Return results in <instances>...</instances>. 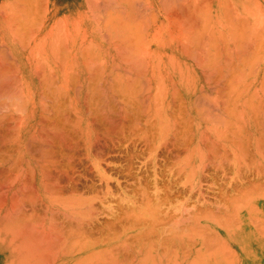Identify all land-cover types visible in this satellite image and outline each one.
<instances>
[{"label": "rangeland", "instance_id": "1", "mask_svg": "<svg viewBox=\"0 0 264 264\" xmlns=\"http://www.w3.org/2000/svg\"><path fill=\"white\" fill-rule=\"evenodd\" d=\"M46 1L47 0H40V2H43V3H41V5H40L39 0L37 2L38 4L36 3V5H38L36 8L41 7L39 9H37V12H38V10L40 12H38V15L36 14V17L39 16L41 12H43V14L41 13V15H40V16L43 15V19H42V17H40V18L37 17L36 18V21H39V20L40 21L42 20V21L41 22L39 21L41 23V24H39V26H40L39 28H38V24H37L39 22H36V24H37V26L35 27L36 40H35V44L33 46L34 48L31 47L33 50L31 48L29 49V51H28V48H26V49L24 48L25 49L24 50V49H22V47L21 48L18 47L19 50L17 48L15 50H12L10 48L12 50V52H13L12 55H17L18 57H23L24 56V57H28V58H31V59H33V57L35 55L34 60H36L37 57L40 54H42V56L43 55L46 56L45 55L46 51L49 50L47 45L48 44L51 45L52 40H49V41L48 40H44V38H42V36L44 35V37H47L46 35H48V34L45 35V32H51L52 35L49 34L48 36H52V39L54 40L55 37L53 38V36H56L57 33H60V32H57V28L58 27H54L56 30H53L54 28L49 23V17H47L48 16V11H46V8L44 7V6L47 5ZM240 1L243 3V5H246V3H247L248 7L252 8L251 9L252 11L253 10L254 11L255 10L258 11L255 7L252 6L253 5V0H240ZM231 2H233V3L234 2H238V0H236V1L235 0H231ZM248 7H247V9H249ZM43 8H45V11L43 10ZM102 11H101V13H103V14H101V15H102V17H105V18L101 19L102 17L101 18L98 17L99 19L97 21L100 20L99 21L100 25H103L102 22H104V21L106 22L107 18L110 17V16L107 17L108 15H105L106 13L102 12ZM252 11L249 13L248 10H247L248 13L247 12L246 13L248 15H251V14L254 15V13ZM243 14L247 15L244 12H243ZM60 17H61V15H57V21L61 19ZM253 17H255V16H253ZM73 21H72V23H70V22H68V24H65V23L64 24H60L59 23L58 25H62L63 28H64V29L63 28L62 29L64 30L65 33H68V34L71 33V34L75 35V34H77L78 31H79V33H81L83 30H85L80 25L79 26L81 27V29L79 28V26H77L75 24L76 22H77V24L79 23L76 19H75L74 22ZM105 22H104V24H105ZM95 23H97V22H95ZM50 27L53 28L52 29L53 32L51 31ZM71 27L73 28L72 31L74 33L72 31L70 32V30H71L70 28ZM59 28H60V30H62L61 26H59ZM68 28H69V32H68ZM76 28H77V31L75 30ZM60 30H58V31H60ZM61 36H63V35H61ZM41 38L45 42V45H44L43 42L41 43V40H42ZM47 38H49V37H47ZM47 38H45V39H47ZM49 39H51V37ZM61 39H62V37H61ZM38 41H40L41 47L43 46L42 48H44L43 49L44 53H41V51H40L41 48L38 49L39 46L37 47V45H36L37 43L39 44ZM56 43H57V41H56ZM50 45H48V46H50ZM44 46L46 47V50H45ZM34 49H35L36 53H38L37 52V50H38L39 54L36 55ZM50 49H51V47H50ZM11 50L10 51L8 50V51L11 52ZM31 50L33 52H31ZM49 51H51V50H49ZM30 52H31V54L34 53V55H29ZM42 56H41V59L43 61L48 58V56H47V58L45 57V59H44V56H43V58H42ZM38 58L39 59H37V60H40V56ZM249 68H246L247 72L246 71L244 72V76H243L242 73H240V75H238L237 80H236L237 85L238 84L240 85V82H241V86H242V81L244 82L242 87L239 86V85H238V87H236L237 89L241 87L240 89H238V91L240 90V96L238 95L240 98L239 97H238V99L235 98V95L231 91H229L230 89H228L227 93L230 92V93H232V95L231 96H227L229 94L226 93V96H224V97L222 96L224 98V99L222 98V100H219V99H221V97L216 95V96H218L217 100H219V101H217L215 98H213V97H216L215 94H210V95H213L212 99L213 100L215 99L219 104H217L216 101H215L216 103L213 102V103H215V104H213L211 102V100L207 102V100H205V99H203V104H202V105H205V104L209 103L208 105H205L204 108L207 109V108H209L207 106L211 105L210 106L211 107L210 110H212L213 107L217 104V107L216 106L215 107H216V110L219 111L220 108H221L220 107V105H221L220 103L223 102L224 103L223 105H225V104L230 103V101H229L230 99H231V103L234 100V98H235V100L237 99L236 101L234 100L233 104L234 103L236 104V102L238 101L239 105L237 104V105H235L236 106L235 107L233 104L230 103L229 104L230 105L229 106L230 107L229 110H230V116L232 115L231 109H233L231 107H234L233 110L235 112L234 111L233 112L236 114V117H237V114H239L237 118L240 117L239 121H238L239 124H241L240 128H238L239 125H238V122H236L237 124H233V129H232V126H230L231 128H228L229 131L227 129V127H229V126H226V129H227V131H226V129L224 127V124L227 125V122L223 121V124H221L222 120L220 119V117L222 118L224 116L226 119H227V117L231 118V119L228 118L229 119L228 121H230L231 124L233 123V120H235V118H234L235 115L234 114H233L234 116L232 115L233 118H234L233 119L232 116L231 117L229 116V112L227 110H226L227 112L224 111V110H222V111L220 110L219 111V112H221V114H224V113L226 114V115H223V116L221 115L219 117L218 120H220V122H221L220 125L218 123L219 121L216 122V120H217L216 118L218 116L215 115V117H213V116L210 115V112H212L213 110L212 111H210V110L207 111L206 110V112L203 111L204 114L206 113L205 116H204L206 121L203 120L204 118H202V119L199 118V116L202 114V111L201 110L199 111V108L198 109L196 108V110L198 111L197 113L195 112L196 110H194V112L191 113L192 114L191 116H193L192 117L193 120H191V121H193V122L191 123L192 126L190 125L189 128L192 127V130L194 128V130L197 129V130H199V133H202V136H200V135L197 136L198 138H196V142L194 140H192V144H190V150H191L192 146H194L193 150L190 151V152L194 151V153H191V154H194L193 156L191 154L188 155L187 154V149H184L185 148V145H184L185 143L182 144V142H184L185 139H184V137L182 135L183 134L182 131H181V136L183 137V139L182 138L178 139L179 146H175L177 144V143L175 144V142H176L175 139H174L175 142H174V140H173V142L170 141L171 136L173 137V133L177 132V131H174L175 129L178 130V128H181V130H183V132L185 130L184 125H185L186 122H185L184 118L182 117V114H184V116L186 115L185 114L186 113L185 112L186 111V109H185V105L186 104L183 103V102H184V99H185V101L187 99L184 96V94L182 95V92L180 90L181 88L179 86H178V90H176V91H178L177 95H176L177 97H174V100H172L173 98L171 97L169 100H172V104H173V103L177 102L176 99H178L179 97L182 96L181 99L183 101L180 100L179 103L177 102L178 104H182L183 103L182 105H180L181 109L179 108V105L177 106V103H176L175 106L173 104L174 108L177 106L176 109L173 108V110H172V112L174 111L173 112L174 114L171 115L172 112L170 111L171 113L168 112L171 115L170 116L168 113L165 112V114L167 116H169L170 120L168 119L167 116L166 117L164 116L165 119H168V121L164 120V121H167V122H165L166 126H167L168 122H169V127L171 126L169 132L167 131L169 129H166L165 132H163L164 129L161 130L164 133L165 138H167V139H165L164 136L163 137L160 136V130L158 131V129H160L161 127L157 129V125H159V123L155 124L157 122V121H155V119L159 118L160 116L157 117V115H156L157 113L156 114L154 113V115H156V118H153L154 116L152 118L150 117L152 119L150 121L149 118L147 119L145 114L143 115L144 109L143 108H142L143 110L141 109V105L138 104V106H137L136 103H135L136 106L134 104H132V109L130 108V110H132V112L131 111L129 112V114L131 113L130 116H132V114H133V117H132L133 119L130 116H127L128 118H130V119H128L126 117L128 119L127 121L129 123L126 122V120L124 119L125 120L124 121L125 125H126V123H127V125L134 123V125L132 124L131 127H130V125L128 127L126 125V127L124 128V131H127L126 133L123 132L126 136H123L124 134L122 135L120 130L119 131L115 130V131H118L120 133L115 132L113 134L111 133V135L108 136L105 133L106 129H105V127L102 124H99V128L101 127L103 130L98 128V124H97V126L95 125L96 126L95 127L94 124H96V123H94L93 124L94 134L92 136H90V135L88 136L87 131H86V134H87V137H86V135H85L86 128H84V125H83L82 122L79 123L80 114L78 112H76L75 110H73L74 108L72 109V108L69 107V106H71L70 103H68L70 101L69 98L67 100L63 98V102H64L63 105L65 107H67V105H69L68 106L69 108L68 107L65 108L63 106L66 110L67 109L69 110V111L67 110V112H66L63 109V115L66 116V118L64 116L63 119L65 120V119L68 118L67 120L69 122L70 118L72 119L74 117L70 121L69 124L66 123V125H64V126H68V127L71 126L70 128L72 130L70 128H69V130H67L68 127H64V126H63V128H65V129H63V130H67L68 132L70 131L69 139L72 141L73 144L71 143V141H70V143L69 142L67 143V145L69 144L68 146H72V148H70V147L67 148V145L63 144L64 145L63 148L64 149L66 148L65 150H62L59 147L56 148L57 146L54 145V147H55L54 149H56L57 152H56V150H54V152H56V153L53 152V155L56 158V154H57V162H58V160L60 162H62V163H57V164H53L52 165L53 168H55V166L57 167L55 169H52L53 174H54L52 176H54V177L56 175L58 176V177H55L56 180H51L52 178L54 179V177H52V176H51L50 179L49 178H45L48 181V183H46L48 185V187H49L48 188L46 186V184H44L45 182L42 183V179H40V180L38 179L37 182H36V180H34V182L32 180H29L30 177H31V176L29 177V175H23V178L24 177L25 178H29V179H27V181L28 180L29 181L26 182L27 185H24L25 182L23 183L21 181L15 183L14 179H13L15 177H12V176H14V174L11 175L12 173L9 176L5 174V178L3 176V179H1L0 185L2 187L0 186V196L1 195L2 196L0 197V202L1 201L2 202L0 203V215L3 214L4 216H6L5 217L6 219L5 218L0 219V227H1L0 228V264H20L21 262H23L22 264H24V262H25V264L28 263V262H30V263L32 262V264H34L36 262H34L33 259L37 260V259H39L41 257H42L41 258V262L39 264H44V263L45 264H49V263L50 264H72L73 263L74 264V262H76V260L77 261L80 260V258L82 256H84V255L86 256V254L91 252L92 250H94L96 252V254L94 255L95 257L91 256V257H94L95 259L94 258L89 259L90 258L89 255H93V253H94L93 252V253L87 254L88 255L86 257L87 259L83 258V260H80L79 261L80 263L79 262L78 263L79 264H117V263L118 264H142L143 262L146 261V263H143V264H154V262L157 261V264H164L165 260H167V261L170 260V261H168L169 264H179V263L180 264H189V262L192 259V257H195L194 263L192 261V264H198V263H200L198 261H200L201 258L204 256L203 257L204 263L202 261L203 264H264V143L262 145H260L262 142H264V140H262L259 144H258V142H259L258 141L256 143V145H255V142H254L255 139L253 138V136H251V133H250V131L252 132V126L254 125V123L257 124V125L255 124V125L257 126L258 131H260L259 125L262 124V127H263L264 110L262 112L261 111L262 109L260 107H263V109H264V95H263L264 91H262V90H264V85H262V84H261V86L259 85L260 84L259 82H261V81H259L257 78L255 80L254 73H253L252 69L250 68L251 70H249ZM237 71H239V69ZM249 72H251V73L249 74ZM246 73H248V75ZM246 75L248 77L245 78ZM239 76H242V77L240 78ZM238 79H240V80L243 79V80L240 81ZM248 80H250L251 83H249ZM261 83H263V82H261ZM244 84H251V85L249 87V85L248 86L247 85L244 86ZM254 87H256V88L254 90H252ZM236 88L234 89L235 90L234 93H236V91H237ZM244 88H245V90H244ZM241 89L244 91L243 95H241V91H242ZM256 92H257L258 95L260 94L259 96L261 98H258L259 96L256 94ZM178 95H179V97H178ZM207 96L209 97V95H207ZM256 96H258V97H256ZM159 97H160V95H159ZM183 97H184V99H183ZM236 97H237V95H236ZM245 97H249V98L246 99ZM142 98L143 97L140 96V100ZM161 98L163 99L164 95H162ZM161 98H159L158 100L160 101ZM256 98H257V100H256ZM250 99H252V100H250ZM158 100H157V102H158ZM175 100H176V102H173ZM224 100L226 101V103H225ZM242 100H243V102H242ZM201 101H202V99H201ZM227 101H229V102H227ZM262 102H263V104H260ZM159 103H158L159 110L161 109L160 111L164 112V109L160 108V105H162L164 102H161L160 104ZM199 103L201 105V102H199ZM252 103H254V104H252ZM155 104L156 103H154V106H155ZM255 105H257V106H255ZM163 106H164V104H163ZM249 106H250V108L251 107H255V108H251L250 109ZM137 107H138V109H141L143 111V113L142 112L140 113V116L142 114L143 117L141 116V118H142L141 119L140 116H139L140 119H138L137 116L139 115L138 114L139 112L138 113L135 112V114H138L136 116L137 121H135L136 118L134 117L135 114L133 112L136 110ZM156 107H158L157 104L154 107V109ZM201 107L202 106H200V108ZM237 108H238V111H236ZM244 108H245V110H243ZM176 110L178 111V113L182 112V111H184V112L183 113H179V115H176L177 114V113H175ZM216 110L213 111L212 113H214V112L217 113ZM239 110H242L244 112L239 111ZM250 110H251V112H250ZM64 111H65L66 114L69 112L68 116L66 114H64ZM160 111H159V113H160ZM253 111L256 112V113H254ZM258 111H259V114H258ZM5 112H8V111H3V113H5ZM17 112H15V117H17L16 115H19V118H20V114L24 115V112L20 111V109H19L20 113H17ZM73 112L74 113L76 112V113L74 114ZM8 113H10V112H8ZM198 113H200V115ZM216 113H214V114H216ZM241 113H244V115L241 114ZM250 113H252L253 115L256 116V117L254 116V118H256L255 120L252 119L253 116ZM78 114H79V116L77 118H79V121H77V118H75L76 117L75 115H78ZM197 114H198V117H195ZM240 114L243 115L242 117H244V120H242L243 118H241ZM173 115L177 116V118L174 117V119H176L177 122H178V119H179L178 117L180 116L179 123H180V120L182 119L181 120L182 123H180V124H181V126L183 125V128L180 127V124H179V127L176 128L178 123L176 125V122L173 119ZM186 116H185V119H187ZM206 116L208 118H206ZM200 117H202V116H200ZM197 118L200 119V120H198ZM248 118H249V120H248ZM75 119H76L77 122L75 121ZM119 119H121V118H119V116H116V121L118 120L120 122ZM163 119L164 118H162V121H163ZM207 119H208V121H207ZM257 119H259V120H257ZM67 120H65V121L67 122ZM73 120H74V122H73ZM139 120H140L141 123L138 122ZM145 120H146V122H145ZM172 120H174V124L175 125L173 124ZM183 120H184L185 123L183 122ZM253 120L256 121V122H254ZM118 121H117V123H118ZM121 121H122V119H121ZM149 121H150V123H152L151 125L153 126V128L156 127V128H154V130H156V132L154 130H152L153 129L152 126L149 127V125H150V123H148ZM137 122L140 123V124H138ZM153 122H154V124H153ZM243 122L244 123L246 122L245 123L246 125ZM117 123L115 122V124H117ZM135 123H137L138 125L135 124ZM145 123H147V125L148 124L149 125L146 126ZM63 124H65V122ZM73 124L75 126H73ZM135 125H136L135 130H132V129H134L132 126H135ZM198 125H200V126H198ZM80 126H82V128H83V134L81 132L82 128H80ZM117 126H120V125H117ZM117 126H115L113 129H117L118 128ZM216 126H217V128H216ZM243 126H244V128H243ZM148 127L151 129V132L158 133V134H153L155 136L154 140H153L155 143L151 141V139H153V138H151V137H153V135L150 132V129ZM162 127L163 128L165 127L164 123H163ZM207 127H209V128H207ZM210 127H212V128H210ZM246 127H247V129H245ZM262 127H261V129H262ZM128 128L131 129L129 132H128ZM219 128H221V130ZM223 129L226 131V134L230 135V136L228 135L229 137L227 136V139L229 138L228 140L226 138H224V139L223 138H221V139L219 138L221 135L225 134V131ZM230 129H231V133H230ZM96 130L97 131L99 130L98 132L102 136V138H100V135L98 137V138H100L99 140L102 143H103L102 140H104L103 135H104L105 138L108 137V140H107V138H106V140H104V142L106 141V143L109 142L111 136H113V139L111 138V141L107 145L103 143L102 146H101V143H99L100 148H99L98 142H97L99 140H95L96 144L94 142L95 145H93L92 140L94 141V136L98 133ZM201 130H203V132ZM204 130H206V131H204ZM222 130H223V132H222ZM233 130L235 132H233ZM244 130H246V131H244ZM217 131L222 132V134L220 132H217ZM236 131H238V133H240L239 136H237V135L235 136L233 134V133H236ZM63 132H65V131H63ZM146 132H147V134H146ZM162 132H161V135H163ZM166 132H168L167 135H166ZM204 132L207 134V135L205 134L207 136V139L204 140V138H203L202 142H199L198 139L201 138V137H204L203 136ZM216 132L218 133V136H217ZM214 133H216V134H214ZM219 133L221 134L220 136H219ZM238 133H236V134H238ZM241 133L244 134V135H241ZM115 134H117V135H115ZM127 135H129V139L127 138ZM187 136H185V137H187ZM189 136L191 137V135H189ZM78 137H80L82 140L80 138H78ZM119 137H120L121 140H117V139H119ZM148 137L150 138L149 139L150 141H148ZM161 137L164 138L163 141L161 140L162 139ZM223 137H226V135L223 136ZM236 137H238V140H237ZM240 137H241V139H240ZM246 137H247L248 140L246 139ZM13 139L15 141H13ZM64 139H66V137ZM89 139H90V141H88ZM180 139H181L182 142L180 141ZM11 140H12V142H14V146H15V143L17 142L16 139H15V135H14V137ZM164 140L166 141V143L168 141V143L166 144L164 142ZM232 140L234 142L237 140L238 144H236V142L234 144H232L233 143ZM112 141H114V142H112ZM203 141H204V143H203ZM207 141H209V142H207ZM239 141H241V142H239ZM148 142H152V143H148ZM161 142H163L164 144H162ZM210 142H213V143L211 144ZM242 142H243V149H242ZM153 143H154V146L156 145L155 148L152 146ZM173 143L175 145H173ZM228 143H229L230 147H229ZM240 143H241V147H239ZM88 144H90V147H89ZM214 144H216V145H214ZM180 145H181V147H180ZM198 145H200V146H198ZM73 146H74V148H73ZM94 146L99 149L97 151V153L99 152L100 156H103V157H98L99 153L96 154V150L97 149ZM214 146H216V147H214ZM221 146L224 147V148H222ZM225 146H226V148H225ZM149 147H151V148H149ZM198 147H199V150L197 149ZM231 147H232V149H231ZM214 148H216V149H214ZM238 148H240V150H238ZM59 151H61V155L62 156L59 155L60 154ZM94 151H95V153H94ZM239 151H240V153H238ZM62 152H65V154L62 153ZM220 152H222L223 154H221ZM198 153H199L200 157L198 156ZM216 153H218L220 156L218 154H216ZM214 154H216L217 156L214 155ZM184 155H186V156L188 155L189 156V158H188L189 160L185 161V163L186 162L187 163L190 162L189 165H187V163L185 164L187 166L184 165V160L185 159H182V158H185ZM59 156H61V157H59ZM190 156H192V159H191ZM215 157H217V158H215ZM101 160H103V161H101ZM182 160H183V162H182ZM200 162L203 163V164H201ZM181 165H183L184 168H183V166L181 167ZM192 165L193 166L195 165V166L193 167ZM190 167H193V168L191 169V172L189 174L188 171H189ZM61 168H63V169H61ZM181 168H182V170L186 169L185 172L182 171V170H179ZM104 169H106V170H104ZM57 172L58 173L60 172V173L58 174ZM62 172H63V174H61ZM102 173H104V174H102ZM179 176H181L182 178H179ZM102 177H103V179H102ZM40 178H43V177H40ZM189 179H190V181H189ZM50 180L54 181L55 183L54 182L49 183ZM2 183H4V185H2ZM30 183L31 184L33 183V184L30 186ZM40 183H42V184H40ZM54 185H56V186L54 187ZM43 186H44V188H43ZM16 187L19 188L21 193L19 191H17L18 189ZM29 187H30L31 190L29 189ZM2 188H3L4 191H1ZM33 188H34V193H33ZM44 189H46V190H44ZM50 190H53L54 192L53 191L50 192ZM30 191L33 193V195L32 194L30 195V193H29ZM144 191L147 192L148 194L145 193ZM249 191H250V194H249ZM4 192L6 193V195L5 194H1V193H4ZM12 192H13V194H11L12 196H10V193H12ZM143 192L147 196L145 194H143ZM244 192H245V195H244ZM251 192H252L253 195L251 194ZM50 194H51V196H54V194H56L55 195L56 197L54 196L52 198V201L50 199L51 198ZM14 195H16V196H14ZM22 195L25 196V198L23 197L24 201H23V198L20 197ZM243 195L244 196H248L249 195L250 197L248 196L247 198L246 197L244 198ZM17 197H19V199ZM32 197H34V198H32ZM77 197H79V198H81L83 200L86 199L87 201H88V199L93 198V204L94 205L91 206L92 205L91 201L89 203V206L94 207L95 210L97 209L96 211L94 209L92 210L93 212L95 211L93 215H92L93 212L90 213L92 208L90 209V211H89V208L87 210V207H88L87 201L85 203L86 205L84 204V206H81V207H79V206H75L74 208L72 206L71 207H67L66 204L68 203V205H69V203H72L71 200H73V199H75V202L77 200L78 201H82L81 199H78ZM157 197L158 198L160 197L159 199L162 200V201L164 200L163 201L164 203L160 202V200ZM161 197H162V199H161ZM3 198H5V199H3ZM21 198H22V200H21ZM132 198L136 199L135 202L132 201ZM164 198H166L167 200L164 199ZM235 198H236V200H235ZM32 199L35 200V201H33ZM55 199L57 200V202L55 201ZM130 199H131V202H130ZM244 199L246 200V202H245ZM15 201H17V202H15ZM18 201H20V202H18ZM66 201H67V203H66ZM78 201H77V203H78ZM236 201L238 202V204H237ZM242 201H244V202H242ZM22 202H24V205H25L26 209L24 208V205H22L23 204ZM138 202H139V204H138ZM234 202H236V204H233ZM239 202L242 203V204L239 205ZM33 203H34V206L32 205ZM63 203L65 204V206H64ZM77 203H75V204L72 203V204L76 205ZM79 203L81 204V202H79ZM136 203H137V205H136ZM158 203L159 204L162 203L163 205L161 204L160 205L161 207H159ZM17 204L18 205L21 204V208H19L20 206H17ZM140 204L142 206L139 207ZM250 205H251V207H249ZM252 206L254 208H252ZM63 207L64 208L67 207V210L64 209ZM143 207L148 209V211L149 210L150 211H154L155 217H154V215H153V217H152V215L150 216L149 214H151V213H148V211L146 209H143ZM35 208H36V210H35ZM72 208H73V210H77L78 209V211H79V209L81 211V209L83 210V209L86 208V211H87L86 213L83 210V212H84V214L86 216L84 214H82V213H80V215L81 214L84 215L83 217H85V218L89 217L91 215H92V217H89L87 219L84 218L83 220L76 219L75 217H74L75 219H72V218L69 219L71 217V215H72V217L76 216L75 214L74 215L70 214V216L67 214V213H69L68 210H70V209H71L70 210L71 213L74 212L72 210ZM133 208H135L136 211ZM136 208H138V209L140 208V209L145 210L146 211L144 213L145 215L142 212V217L140 215V216H138L139 217L138 218L137 215H139V214L136 215V213H135L136 216H134V212H137V211L140 210V209L138 210ZM250 208L253 211H251ZM30 209H32V210H30ZM51 209H53V210H51ZM143 210H140V212H138V213H141V211H143ZM17 211H19V213H21V212L22 213L18 214ZM64 211H65V213L67 212L66 214L68 216L64 213ZM1 212H3V213H1ZM6 212L10 213V214H8V216H7ZM230 212L232 213V215H230L231 214ZM233 212H234V215H236L235 216L236 218L233 217L234 216ZM25 213L28 214V215H26ZM88 213H90V214H88ZM17 214L18 215H22V214L24 215L25 214V217L24 216H18ZM77 214H78V212H77ZM159 214H161L164 217H162L160 215L162 217V219H161ZM228 214L230 216H232V217L228 216ZM29 215H31V219H28L26 217V216H29ZM32 215H34V216H32ZM9 216L11 218H9ZM14 216H16L15 218H17V216H18V218L14 220ZM45 216H46V218H45ZM143 216H145V217H143ZM148 216L150 218H148ZM195 216L196 217L198 216L200 219H198V217L196 219ZM202 216H203V218H201ZM1 217L2 216H0V218ZM39 217H41V218L38 219ZM183 217H184V219H183ZM253 217L256 218V219H254ZM25 218H27V219H25ZM142 218H143V220H142ZM152 218H153V220H152ZM154 218H155V220H154ZM18 219H20V221ZM16 220H17V222H20V223H17ZM71 220L72 221L74 220V221L71 222ZM49 221L52 222V223H50ZM75 221H77V222H75ZM149 221H150V223H148ZM153 221H154V223L156 225L153 223ZM88 222H89V224H88ZM2 223L3 224L5 223V224L3 226H1ZM16 223L20 224V226L23 229L21 227H20L21 228L20 229L17 226ZM82 223H83V225H82ZM52 224H54V226L57 225V226H55V228L57 227L58 229L55 230L54 226ZM163 224H165V225H163ZM36 225H37V229H36ZM48 225L52 226V227H49ZM77 225H78V227H76ZM199 225H201V226H199ZM10 226H12V227H10ZM192 226H194V227H192ZM2 227H5V228H3L4 231L2 230ZM17 227L20 229V231L22 230L23 232H19V230L16 229ZM28 227H30L31 229L28 228ZM47 227H48V229H50V231L47 229ZM83 227H85V228H83ZM146 227H147L148 230L146 229ZM43 229L48 230V231L44 232ZM170 229H172V230H170ZM200 229H203V230H200ZM5 230H6V232L7 231H9V232L6 233ZM34 230H36L37 234H36V232L34 233ZM54 230L55 231H57V230L61 231L62 234H61V232H55ZM76 230H77V232H76ZM165 230H166V232H165ZM11 231L14 232L15 234L14 233L10 234ZM40 231L43 232V233L41 232L40 234H41V236L44 235V238H45V235H46V237H48L50 239L49 236H51V234H52V236L55 235L53 232H55L56 235L54 236V238L51 236L50 240L48 238H46L47 239L46 241L42 240L43 237H42V239L41 238L37 239L40 236L38 234ZM189 231H191V232H189ZM78 232L81 234L80 236H79ZM182 232H183V234H182ZM202 232H203V234H202ZM18 233H23V237H21L22 234H18ZM64 233H66V234L63 235ZM70 233H72V234H70ZM150 233H152V234H150ZM176 233L179 234V235H176ZM12 234H14V236H12ZM33 234H36L37 236L33 235ZM48 234H49V236H48ZM67 234H68V236H67ZM143 234H144V236L146 235L145 238L143 237ZM24 235H25L26 238H29V237L30 238L28 240H26ZM71 235H73V236H71ZM74 235H75V237H74ZM139 235H140V237H138ZM198 235H200V236L198 237ZM11 236L13 238L16 237V239H13ZM33 236H34V238H33ZM57 236H59L60 239ZM62 237L64 239H62ZM67 237H68V239H67ZM77 237L79 238V240L77 239ZM11 238H12V240H10ZM52 238H53V240H52ZM57 238H58V240L61 243L58 242V241H55V240H57ZM80 238L82 240L86 238V240H83L84 242L86 241V243L84 244L85 246L83 245L84 242L80 241L81 240ZM95 238H97L98 241H95ZM146 238L148 240H146ZM1 239H3V240L1 241ZM34 239L37 240V242H35ZM105 239H107V240H105ZM187 239H189V240L192 239V240L189 242V240H187ZM8 240H10V242H11L10 244L8 243ZM21 240L23 241V245H22V241ZM48 240L50 241V243H49ZM72 240H73V243L71 242ZM195 240H196V242H195ZM18 241H19V243H16V245H15V242H18ZM28 241L32 245L29 244ZM38 241H39V243H38ZM54 241L57 242V245L59 243V245L57 246L56 243H54ZM69 241L71 242L72 245L70 243H68ZM74 241L75 242L77 241V243L80 242L79 246ZM151 241H152V243H150ZM201 241L203 243H201ZM95 242H97V244H95ZM118 242H119V244H118ZM123 242H125L126 245H124L125 243H123ZM130 242H131V244H130ZM18 244L19 245L21 244L20 245L21 248L23 247L24 249H27V250H24L25 253L27 252L25 256L22 254L23 253L22 252L23 249H21L22 251H19L20 249L18 250L20 252V254H22L24 256V259H22L23 256L21 255L22 256L21 257L22 261L19 259L20 258V254L17 252V249H15L16 247H14V246H17V248H19ZM61 244L62 245H64V244L67 245V248L64 247L65 245L62 247ZM80 244H81L82 247L80 246ZM117 244H118V246H116ZM30 245L31 246H35V250L32 247L33 250L31 251V248L29 247ZM47 245H50V246H47ZM55 245H56L55 248H57V249L53 251V248H54ZM151 245H153V246H151ZM159 245H161V247ZM36 246H37V248H36ZM41 246L43 247V249H42ZM59 246H60V248H59ZM73 246H74V248H73ZM39 247H40V249H38ZM47 247H49L48 250H47ZM78 247H81V249L78 248ZM104 247H105V249L103 250ZM109 247H110V249H109ZM221 247H222V249H221ZM28 248H30L29 249L30 252H29ZM65 248L69 249V251L65 250ZM72 248H73V250H72ZM100 248L102 249L101 251L99 250ZM106 248H107V250H106ZM195 248L199 249V250L197 251ZM36 249L38 250V252L35 254V252L37 251ZM44 249H46V250H44ZM146 249H147V251H146ZM76 250H80V251L75 253ZM149 250L154 254L153 256L155 257V259L151 260L152 253ZM168 250L170 251L171 254L169 253ZM185 250H186V252H185ZM160 251H161V253H160ZM200 251L202 253H204V255H202L201 258H200V255L202 253ZM46 252H48V253H46ZM56 252H57V254H55ZM146 252H147L148 256L150 255L149 257H147V256L145 257V255H146L145 253ZM148 252L151 253V254H148ZM40 253L42 255L44 254L43 255L44 257ZM27 254H29L31 257L27 258L29 256V255L27 256ZM176 254H178V255L175 256ZM15 255H16V257H15ZM33 255H35V256H33ZM48 255H51V257L48 256ZM55 255L57 257H55ZM196 255L199 256V258ZM140 256L141 257L144 256L145 258L142 259ZM153 256H152V258H154ZM160 256H161V259L159 260ZM168 256L170 257V259L168 258ZM175 257H176V261H175ZM196 257H197V259H196ZM31 258H32V261H30ZM43 258L44 259L47 258L48 260H46V259L44 260ZM53 258H54V260L55 259L56 260L54 261ZM165 258H167V259H165ZM26 259H28V261ZM92 259H93V261L90 262V260H92ZM17 260L19 261V263H18ZM87 260H89V261H87ZM143 260H145V261H143ZM195 260H196V262H195ZM39 261H37V264H38ZM140 261H142V263ZM168 262H167V264H168ZM171 262H173V263H171ZM202 263H200V264H202ZM155 264H156V262H155Z\"/></svg>", "mask_w": 264, "mask_h": 264}, {"label": "bare ground", "instance_id": "2", "mask_svg": "<svg viewBox=\"0 0 264 264\" xmlns=\"http://www.w3.org/2000/svg\"><path fill=\"white\" fill-rule=\"evenodd\" d=\"M15 1V0H14ZM21 1H23V0H21ZM27 1H29V0H27ZM27 1H23L22 3H28ZM35 1V4L38 2V0L36 1V0H34ZM34 1H32L33 3H34ZM226 1V2H225ZM236 1V0H235ZM254 1V0H253ZM259 1V0H258ZM258 1H255L254 2V5H252V6H255V3L256 2H258ZM32 2H30L31 3V5H32V9L30 10V8L29 7H27L26 5L24 6L23 4L22 5H19V4H17V2H16V4L18 5V6H22V9H23V7H25L24 8V10H21V11H23L22 12V16L24 15V16H26L27 14V16H31V17H29V18H32L33 19V21L35 20V18H37V17H42V19H43V15L42 16H40L41 15V13L43 14V12H41L40 13V15L39 16H37V17H35L36 16V14L38 15V12H40L39 10H38V12H36L37 10H35V11H32V10H34V8L36 9V7L38 6V5H36L35 6V4H32ZM39 2H40V0H39ZM86 2V6H87V8H86V10H87V12H88V14L91 16V15H93V16H91L92 18H94V21L96 20V24L94 25L95 27H94V30L92 31V32H90L88 29H86V28H83V29H85V30H83L81 33H79V31L77 32V34H71V33H65L64 32V28H63V26L61 27V29L63 30H60V28H59V26L60 25H58V26H56V27H58L57 28V32H60V33H55L56 34V36H53V38L55 37H57L56 39L54 38V40L52 39V36H48L49 34H51V32H45V35L46 34H48V35H46L47 37H51V39H49V38H47V37H44V35L42 36V38H44V40H52V42H51V45L50 44H48V45H50V46H48L47 45V47L49 48V50H51V51H49V50H47L46 51V56H44V59H45V57L47 58V56H48V58L46 59V60H42L41 59V56H42V54H40L39 56H40V60H37V59H39L38 57H37V59L36 60H34V57H35V55H34V53L33 54H31V52H33L32 50H31V52L29 53V55H34V57H33V59H31V58H28V57H18L17 55H12V50L11 49H9L7 46V48L6 47H3V46H0V182H1V179H3V176H4V178H5V174L6 175H10L11 173V175H13L14 174V176H12V177H15V178H13L14 179V182L16 183V182H28L29 180H32L33 182H34V180H36V182H37V180L39 179H42V183H44V184H46V183H48V181L45 179V178H51V176L52 175H54L53 174V171H52V169H55V168H57L56 166H55V168H53V164H57V163H62V162H60L59 160H58V162H57V154H56V158H55V156L53 155V152H54V150H56V149H54L55 147H54V145L55 146H57L56 148H61L62 150H65L64 148H63V144H66L67 145V143L69 142L70 143V139H69V137H70V135H69V133H70V131L68 132L67 130H69V128L71 127H68V126H64V125H66V123L67 124H69L70 123V121L74 118H70V120H69V122H68V118L67 119H65V120H67V122L63 119L64 118V116L65 115H63V109L67 112V110L65 109V108H67L69 105H67V107H65L63 104H64V102H63V98L64 99H70V101L68 102V103H70V105L71 106H69L70 108H74L73 110H75L76 112H78L79 114H80V121H79V118H77L78 116H79V114L78 115H75L76 117L75 118H77V121H79V123L80 122H82L83 123V125H84V128H86V130H85V135H86V137H87V134H88V136L90 135V136H92L93 134H94V130H93V124L94 123H96V124H94V126L96 125L97 126V124H98V128H99V124H102L104 127H105V133L109 136V135H111V133L113 134V133H115V132H118L119 130L121 131V133H122V135L124 134L123 132H127V131H124V128L126 127V125H127V123H126V125H125V120H126V122H128L127 120L128 119H130V118H128L127 116H130V114H129V112L131 111L132 112V110H130V108L132 109V104H134L135 105V103L137 104V106H138V104L139 105H141V109L143 108L144 109V113H143V109L141 110V109H138V107L136 108V110L133 112L134 114H135V112L136 113H138V114H135V118H136V116L138 117V119H140L141 118V116H142V114H141V116H140V113L142 112L143 113V115L145 114L146 115V117H147V119L149 118L150 119V121L152 120L151 118L153 117V118H156V115H157V117H159V118H156L155 119V121H157L155 124H158L159 123V125H157V129L158 128H160V129H158V131L160 130V136H164V133L163 132H165L166 131V129H169V130H167L168 132L170 131V127H169V122H168V124H167V126L169 127H167L166 126V123L165 122H167L168 121V119H169V116H167L166 114H165V112L166 113H168V112H172V110H173V108H174V106L176 105V103L178 102L179 103V101L180 100H182L181 98H182V96L181 97H179V95H178V97L180 98H178V99H176L177 100V102H176V100L175 101H173V102H176V103H173L174 104V106H173V104H172V100H174V97H177L176 95H177V92L178 91H176V90H178V86L181 88L180 90H181V92H182V95L184 94V96L186 97V101H185V99H184V97H183V99H184V102L183 103H185L184 105H185V109H186V118L187 119H185V116H184V114H182V117L184 118V120H185V122H184V120H183V122L185 123V125H184V128H185V130H184V132H183V130H181V128H178L179 127V124L180 123H182L181 122V120H180V123H179V119H180V116L178 117L179 119H178V122H177V120L176 119H174V117H176L177 118V116H174L173 115V119L175 120V122H176V125H177V123H178V125L176 126V128H178V130H174V131H177L176 133L174 132H172L173 133V137L171 136V138H170V141L171 142H173V140L175 139L176 140V142H175V140H174V142H175V144L177 143H179V141H178V139L179 138H182L183 139V137H184V139H185V141L184 142H182L181 141V139H180V141L182 142V144L183 143H185L184 145H185V148L184 149H187V154L189 155V154H191V153H194V151H192V152H190L191 150H193V148H194V146H192V148H191V150H190V144H192V140H194L195 142H196V138H198L197 136H202V133H199V130H197V129H195L194 130V128H193V130H192V127L191 128H189L190 127V125L192 126V122L193 121H191V120H193L192 119V117L193 116H191L192 114L191 113H193L194 112V110H196V108L198 109L199 108V111L201 110L202 111V114L200 115V113H198L200 116H202V117H200L199 116V118L200 119H202V118H204L203 120H205L206 121V119H205V114H204V112L203 111H205L206 112V110L208 111V110H210V106H207V107H209V108H207V109H205L204 108V106L205 105H208V104H205V105H202L203 104V99H205V100H207V102L208 101H210L211 100V102L213 103V102H215L218 98V96L219 97H221V99H219V100H222V98L224 97V96H226V93H227V90L228 89H230L229 91H231L234 95H235V98H237L238 99V97L240 96V90L238 91V89H240L242 86H243V79L242 80H240V79H238V80H240V81H242V86H241V82H240V85L239 86H241L240 88H236V87H238V85H237V82H236V80H237V77H238V75H240V73H242L243 74V76H244V72L246 71V68H253L254 67V63H253V61L254 62H257V61H255L254 59L256 58L257 59V57L256 56H254L255 54L257 55L258 53H256L255 51H256V48L258 47V44H259V40H260V37L263 35V33H261V32H264L263 30H262V27H263V24L261 25V24H259V25H257L258 23H262V22H258L257 24H256V19H255V17L256 16H258L259 15V13L255 16V17H253L254 15H248L247 13L252 9L251 7L249 8L248 7V5H247V3H246V5H243V3L240 1V0H238V2H231V0H120V1H118V0H86L85 1ZM246 2V1H245ZM244 2V3H245ZM10 3V2H9ZM41 3H43V2H40V5H41ZM259 3H260V1H259ZM8 4V3H7ZM13 4H15V2L13 3ZM15 4V5H16ZM29 4V3H28ZM38 4V3H37ZM30 5V6H31ZM33 5H34V7H33ZM43 5V4H42ZM261 5V4H260ZM257 6V7H255L257 10H260V9H262L261 8V6ZM6 6V5H5ZM29 6V5H28ZM246 6V7H245ZM45 7V6H44ZM112 7L113 8H115V9H113V10H116V11H113L112 10ZM247 7L250 9H247ZM258 7H260V9L258 8ZM9 8H11V6L9 7ZM19 8V7H18ZM39 8H41V7H38L37 9H39ZM16 9H17V6H16ZM21 9V8H20ZM20 9H18V11L20 10ZM27 9V10H26ZM30 11H29V10ZM11 10V9H10ZM26 10V11H25ZM43 10L45 11V8H43ZM89 10V11H88ZM103 10V11H102ZM247 10H248V12H247ZM13 11H15L14 9H13ZM17 10H16V12H12V11H9V15L11 16H9L8 17V19L7 20H9L10 18H11V20H12V22H14V23H12V22H10V23H12V25H14L16 22H18V24H17V26H19L18 28H20V27H27V28H31V24L30 23H27V19L26 18H24V16L22 17V16H19L20 15V13H21V11H20V13L18 12ZM24 11L26 12V13H24ZM27 11H28V13H27ZM101 11L102 12H105L108 16L107 17H109V18H107V21L105 22V24H104V22H102L103 23V25H100L99 24V21H97L99 18H98V16L101 18L102 17V15L101 14H103V13H101ZM252 11V10H251ZM250 11V12H251ZM12 12V13H11ZM19 14H18V13ZM243 12L245 13V14H247V15H244L243 14ZM247 12V13H246ZM249 12V13H250ZM253 12V11H252ZM257 12V11H256ZM259 12V11H258ZM261 12H262V10H261ZM260 12V13H261ZM7 13V12H6ZM14 13H16V14H18V17L22 20L23 18H24V22L23 21H13V19L14 20H17V19H15L16 17H17V15H16V17H15V15H12V14H14ZM31 13H34V14H31ZM36 13V14H35ZM104 13V14H105ZM254 13V12H253ZM30 14V15H29ZM99 14V15H98ZM105 14V15H106ZM222 14H223V17L224 18H221V16H222ZM262 14H264L263 12L260 14V15H262ZM98 15V16H97ZM217 15V16H216ZM260 15L258 16V17H260ZM13 16V17H12ZM33 16V17H32ZM45 16V15H44ZM95 16L98 18V19H95ZM264 16V15H263ZM15 17V18H14ZM35 17V18H34ZM257 17V18H258ZM262 17V16H261ZM13 18V19H12ZM65 18V17H64ZM103 18H105V17H102L101 19H103ZM26 19V20H25ZM256 20V21H255ZM259 20H260V18H259ZM26 21V22H25ZM28 21H31V19H28ZM40 21V20H39ZM39 21H36L35 20V23L36 22H39ZM42 21V20H41ZM40 21V22H41ZM102 21V20H101ZM19 22H21V24L19 23ZM26 23V26H24V24L23 23ZM32 22V21H31ZM37 23L38 24V28L40 27L39 26V24H41V23ZM61 22V21H60ZM74 22V21H73ZM57 23V22H56ZM55 23V24H56ZM63 23V22H62ZM101 23V22H100ZM37 24H36V26H37ZM54 24V25H55ZM61 24V23H60ZM75 24H77V23H75ZM23 25V26H22ZM29 25V26H28ZM32 25H34V27H36L35 26V24H33L32 23ZM257 25V26H256ZM15 26H16V24H15ZM79 26V25H78ZM258 26H260L261 28H259ZM76 27V26H75ZM258 27V28H257ZM37 28V29H38ZM51 28V27H50ZM78 28V27H77ZM77 28L75 29L76 31H77ZM79 28L81 29V27L79 26ZM78 28V29H79ZM26 29V28H25ZM52 29V28H51ZM71 30H70V32L72 31V27L70 28ZM79 29V30H80ZM263 29H264V27H263ZM27 30V29H26ZM26 30H24V32H23V30H22V33L24 34V33H26ZM56 30V29H55ZM58 30H60V31H58ZM52 31V30H51ZM62 31V32H61ZM75 31V32H76ZM260 31V32H259ZM12 32H14V31H12ZM11 32V33H12ZM28 32H30V33H32L33 32V30H32V32H31V30L30 31H28ZM53 32V31H52ZM68 32H69V28H68ZM73 32V31H72ZM66 35H65V34ZM74 33V32H73ZM14 34H16V38H21L20 36L19 37H17L18 36V34H20V33H15L14 32ZM13 35V34H12ZM31 35V34H30ZM28 36L29 38H27V39H30L31 38V36ZM34 35V34H33ZM52 35V34H51ZM61 35H63V36H61ZM264 36V35H263ZM14 37V38H15ZM61 37H62V39H61ZM66 37V38H65ZM41 38V39H42ZM45 38H47V39H45ZM61 39V40H60ZM17 40H19L18 42H19V44H20V46H21V44L22 43H24V42H26L27 43V41H21L20 39H17ZM25 40V39H24ZM40 40V39H39ZM57 41V43H56V41ZM263 40V39H262ZM55 43H54V42ZM264 41V40H263ZM39 42V44L37 43L36 45H37V47L39 46V48L38 49H40L41 48V53H44V51H43V49L44 48H42L41 47V43L43 42L44 43V45H45V42L43 41V39L41 40V43H40V41H38ZM49 42V43H50ZM263 43V42H262ZM4 44V46H5V43L3 42L2 43V45ZM25 44V43H24ZM264 44V43H263ZM1 45V44H0ZM43 45V44H42ZM22 46H24L23 44H22ZM26 46H28V44L26 45ZM33 47V46H32ZM45 47V46H44ZM50 47H51V49H50ZM19 48H21V47H19ZM26 49V47H22V49ZM34 48V47H33ZM16 49V48H15ZM18 49V48H17ZM24 49V50H25ZM29 49L30 48H28V51H29ZM11 50V52H9V51ZM19 50V49H18ZM21 50V49H20ZM45 50H46V47H45ZM257 50H258V48H257ZM260 50H261V47H260ZM34 51H35V49H34ZM43 51V52H42ZM37 52L38 53H36V51H35V53H36V55L37 54H39V51L37 50ZM22 53V52H21ZM48 53V54H47ZM261 53H263V52H261ZM15 54V53H14ZM12 55V56H11ZM264 55V54H263ZM11 56V57H10ZM43 56H42V58H43ZM259 56V55H258ZM11 58V59H10ZM261 60H262V58H260ZM257 60H259V59H257ZM264 60V59H263ZM259 62L260 61H258V64L257 63H255V65L257 66V65H259ZM255 66V67H256ZM260 66V65H259ZM249 68V70H251ZM239 69V71H237V70ZM260 69V68H259ZM256 70V69H255ZM262 70V69H261ZM237 71V72H236ZM253 72H254V69L252 70ZM251 71V72H252ZM247 72V71H246ZM251 72H249V74L251 73ZM254 73H256V71L254 72ZM247 75H248V73H246ZM245 76V78L246 77H248V76ZM252 75V74H251ZM250 76V75H249ZM255 76H256V74H255ZM240 78L242 77V76H239ZM254 80V79H253ZM255 80H256V78H255ZM254 80V81H255ZM259 80V79H258ZM262 80H264V73H263V75H262V77H261V82H262ZM249 81V83H251L250 82V80H248ZM260 81V80H259ZM258 81V82H259ZM247 82V81H246ZM245 82V83H246ZM261 82H259L258 84L261 86V84L262 85H264V82L263 83H261ZM176 85V86H175ZM236 85V86H235ZM245 85H249V87H250V85L251 84H244V86ZM258 85V86H259ZM176 87V88H175ZM236 88V93H234L235 92V88ZM234 88V89H233ZM248 88V87H247ZM256 87H254L252 90H254ZM260 88V87H259ZM258 88V89H259ZM211 90V91H210ZM234 90V91H233ZM242 90V89H241ZM244 90H245V88H244ZM260 90V89H259ZM262 91H264V90H262ZM180 92V91H179ZM243 90L241 91V95H243ZM247 92V91H246ZM209 93V94H208ZM232 93H227V94H229V95H227V96H231L232 95ZM210 94H215V96L216 95H218V96H216V97H213V95H210ZM256 94H257V92H256ZM255 94V95H256ZM159 95H160V97H159ZM162 95H164V98L162 99L161 97H162ZM207 95H209V97L207 96ZM236 95H237V97H236ZM239 95V96H238ZM250 95V94H249ZM248 95V96H249ZM254 95V94H253ZM258 95V94H257ZM260 95V94H259ZM258 95V96H259ZM264 95V94H263ZM140 96H142L143 98V100L141 99L140 100ZM223 96V97H222ZM258 96H256V97H258ZM161 98V100L159 101L158 99L159 98ZM173 98L172 100H169L170 98ZM208 99H207V98ZM212 97L213 98H215L214 100L212 99ZM211 98V99H210ZM235 98H234V100H235ZM240 98V97H239ZM246 99L247 98H249V97H245ZM244 98V99H245ZM258 98H261L260 96L258 97ZM138 99V100H137ZM201 99H202V101H201ZM224 99V98H223ZM227 99V98H226ZM225 99V100H226ZM236 99V100H237ZM157 100H158V102H157ZM163 100V101H162ZM204 100V101H205ZM213 100V101H212ZM219 100H217V101H219ZM224 100V101H225ZM234 100L232 101V103H231V99L229 100L230 101V103L231 104H233V102H234ZM235 100V101H236ZM250 100H252V99H250ZM256 100H257V98H256ZM65 101V100H64ZM183 101V100H182ZM181 101V102H182ZM201 102V105H200V103L199 102ZM216 101V102H217ZM229 101H227V102H229ZM248 101V100H247ZM263 101V100H262ZM66 102V103H67ZM161 103V102H164L163 104H164V106H163V104L162 105H160V108H163L164 109V112H161L160 110H159V105H158V103ZM180 102V103H181ZM206 102V101H205ZM206 102V103H207ZM215 102V103H216ZM222 102V101H221ZM242 102H243V100H242ZM154 103H156L157 104V106L158 107H156L155 109H154V107L156 106V104H155V106H154ZM159 103V104H160ZM177 103V106L179 105V108H180V105H182V104H178ZM199 103V104H198ZM215 103H213V104H215ZM225 103H226V101H225ZM230 103H228V104H225V105H223L224 103L222 102V103H220L221 105H220V110L222 111V110H224V111H228L229 112V116H230ZM248 103V102H247ZM143 104V105H142ZM217 104H219L218 102H217ZM217 104L215 105L216 107H217ZM239 105V103H238V101L236 102V104L234 103L233 105L235 106V105ZM243 104V103H242ZM252 104H254V103H252ZM259 104V103H258ZM257 104V105H258ZM260 104H263V102L262 103H260ZM232 105V106H233ZM257 105H255V106H257ZM65 108H64V107ZM73 106V107H72ZM136 106V105H135ZM177 106L174 108V109H176L177 108ZM200 106H202L201 108H200ZM213 106V105H212ZM213 107V111H215L216 110V107ZM224 106V107H223ZM251 106V105H250ZM250 106H249V108H250ZM262 106V105H261ZM68 107V108H69ZM219 107V106H218ZM236 107V106H235ZM242 107V106H241ZM259 107V106H258ZM195 108V109H194ZM231 108H233L234 109V107H231ZM239 108V107H238ZM238 108H237V110L236 111H238ZM243 108V107H242ZM248 108V107H247ZM251 108H255V107H251ZM250 108V109H251ZM262 110H261V109ZM259 109L263 112V107H260ZM19 109H20V111H23L24 112V115H21L20 114V118H19V115H16L17 117H15V112H17V113H20L19 112ZM181 109V108H180ZM179 109V110H180ZM184 109V108H183ZM184 109V110H185ZM233 109H231V113H232V115L234 114L235 115V120H233V123L231 124L230 123V121H228L229 119H231V118H229V117H227V119L223 116V115H226L225 113L224 114H221V112H219V111H217V113L216 112H214V113H216V114H214V113H212L213 111L212 110H210V111H212V112H210V115L211 116H213V117H215V115H217L218 117L215 119L216 120V122L217 121H219L218 123H219V125H220V120H218L219 119V117L222 115L223 117L221 118L220 117V119L222 120V123L221 124H223V121H226L227 122V125H225L224 124V127H225V129H226V126H229V127H227V129L228 128H231L230 126H232V129H233V124H237L236 122H238L239 121V118H237L238 117V115L239 114H237V117H236V114L234 113L235 111L233 110ZM243 110H245V108L243 109ZM259 110V111H260ZM3 111H8V112H10V113H8V112H5V113H3ZM65 111H64V114H66L65 113ZM69 111V110H68ZM156 111V112H155ZM159 111H160V113H159ZM181 111V110H180ZM226 111V112H227ZM234 111V112H233ZM239 111H242V110H239ZM256 111V110H255ZM259 111H258V114H259ZM75 112V113H76ZM170 112V113H171ZM174 112V111H173ZM171 113V115L172 114H174V113ZM184 111H182V112H179V113H183ZM196 113L198 112L197 110L195 111ZM242 112H244V111H242ZM250 112H251V110H250ZM254 112V111H253ZM69 113V112H68ZM68 113L66 114L67 116H68ZM74 113V112H73ZM74 113V114H75ZM154 113L156 114V115H154ZM164 113V114H163ZM175 113H177L176 115H179V113H178V111L176 110L175 111ZM195 113V114H196ZM219 113V114H218ZM246 113V112H245ZM254 113H256V112H254ZM4 114V115H3ZM23 114V113H22ZM73 114V115H74ZM169 114V113H168ZM198 114L195 116V117H198ZM228 114V113H227ZM241 114H243L244 115V113H241ZM240 114V116H241V118H243L242 120H244V117H242L243 115H241ZM252 116H253V118L252 119H256V118H254V116L255 115H253L252 113H250ZM261 114V113H260ZM263 114V113H262ZM170 115V114H169ZM170 115V116H171ZM181 115V114H180ZM209 115V114H208ZM231 115V116H232ZM233 115V116H234ZM247 115V114H246ZM116 116H119V118H121L122 119V121H121V119H119L120 120V122L118 121V123H117V121H116ZM139 116H140V118H139ZM167 116L168 117V119H165V117ZM210 116V117H211ZM230 116V117H231ZM233 116H232V118H233ZM128 119H127V118ZM131 118L133 117V114H132V116H130ZM143 117V116H142ZM151 117V118H150ZM191 117V118H190ZM209 117V118H210ZM247 117V116H246ZM256 117V116H255ZM65 118H66V116H65ZM118 118V117H117ZM162 118H164L163 119V121H162ZM206 118H208L207 116H206ZM225 120H224V119ZM229 118V119H228ZM233 118V119H234ZM237 118V119H236ZM125 119V120H124ZM133 119V118H132ZM131 119V120H132ZM142 119V118H141ZM198 119V118H197ZM200 119H198V120H200ZM213 119V118H212ZM211 119V120H212ZM261 119V118H260ZM263 119H264V117H263ZM64 120V121H63ZM164 120H167V121H164ZM170 120V119H169ZM174 120H172V122H173V124H174ZM237 120V121H236ZM248 120H249V118H248ZM253 120V121H254ZM257 120H259V119H257ZM75 121H76V119H75ZM76 121V122H77ZM117 123V124H115V122ZM130 121V120H129ZM135 121H137V118L135 119ZM150 121L148 122V123H150ZM207 121H208V119H207ZM214 121V120H213ZM235 121V122H234ZM241 121V120H240ZM251 121V120H250ZM65 122V124H63ZM73 122H74V120H73ZM138 122H140V120L138 121ZM137 122V123H138ZM145 122H146V120H145ZM164 123V125H165V127L163 128L162 127V125H163V123ZM215 122V121H214ZM230 124H229V123ZM232 122V121H231ZM249 122V121H248ZM254 122H256V121H254ZM259 122V121H258ZM129 123V122H128ZM132 123V122H131ZM137 123H135V124H137ZM141 123V122H140ZM140 123H138V124H140ZM196 123V122H195ZM217 123V124H218ZM244 123V122H243ZM246 123V122H245ZM244 123V124H245ZM76 124V123H75ZM133 125H134V123H132ZM132 124H128L127 125V127L130 125V127H131V125ZM137 124V125H138ZM146 124V126H148L147 125V123H145ZM152 123H150V125H149V127H151L152 125H151ZM153 124H154V122H153ZM243 124V125H244ZM256 123H254V125L252 126V132L250 131V133H251V136H253V138L255 139L254 140V142H255V145H256V143L258 142V144L262 141V140H264V122H263V127H262V124L261 125H259V127H260V131H258V129H257V124L255 125ZM81 125V124H80ZM101 125V126H102ZM114 125V126H113ZM117 125H120V126H117ZM175 125V124H174ZM173 125V126H174ZM213 125V124H212ZM238 125H239V127L238 128H240V125L241 124H239V122H238ZM246 125V124H245ZM244 125V126H245ZM63 126L64 127H68V129L67 130H63V129H65V128H63ZM73 126H75L74 124H73ZM78 126V125H77ZM95 126V127H96ZM102 126V127H103ZM115 126H117L116 128L117 129H113ZM155 126V125H154ZM172 126V127H173ZM195 126V125H194ZM198 126H200V125H198ZM244 126H243V128H244ZM103 127V128H104ZM134 129H132V130H135V127H136V125L135 126H132ZM138 127V126H137ZM148 127V128H149ZM175 127V126H174ZM173 127V128H174ZM180 127H182L183 128V125L181 126V124H180ZM197 127V126H196ZM261 127H262V129H261ZM74 128V127H73ZM78 128V127H77ZM80 128H82V126H80ZM97 128V129H98ZM152 128H153V126H152ZM154 128H156V127H154ZM154 128L152 129V130H154ZM207 128H209V127H207ZM210 128H212V127H210ZM214 128V127H213ZM216 128H217V126H216ZM237 128V127H236ZM242 128V127H241ZM256 128V129H255ZM71 129V128H70ZM76 129V128H75ZM99 129H102L101 127L99 128ZM127 129V128H126ZM150 129V128H149ZM162 129H164L163 130V132L161 131ZM204 129V128H203ZM220 130H221V128H219ZM227 129H226V131H227ZM245 129H247V127L245 128ZM72 130V129H71ZM103 130V129H102ZM115 130H118V131H115ZM131 129L130 128H128V132L130 131ZM148 130V129H147ZM224 130V129H223ZM223 130H222V132H223ZM237 130V129H236ZM257 130V131H256ZM63 131H65V132H63ZM77 131V130H76ZM86 131H87V134H86ZM97 131V130H96ZM99 131V130H98ZM97 131V132H98ZM114 131V132H113ZM155 132H156V130H154ZM181 131H182V135H183V137L181 136ZM202 132H203V130H201ZM200 131V132H201ZM204 131H206V130H204ZM216 131V130H215ZM225 131V130H224ZM226 131H225V134H223V135H221L222 134V132H220V131H217V132H220L219 133V138L221 139V138H226L227 139V136L229 135V134H226ZM228 131H229V129H228ZM240 131V130H239ZM244 131H246V130H244ZM249 131V130H248ZM247 131V132H248ZM74 132V131H73ZM82 134H83V128H82ZM96 132V133H97ZM103 132V131H102ZM148 132V131H147ZM147 132H146V134H147ZM150 132H151V129H150ZM161 132H162V134L163 135H161ZM168 132H166V135H167V133ZM189 132V133H188ZM216 132V133H217ZM233 132H235L234 130H233ZM242 132V131H241ZM101 133V132H100ZM118 133H120V132H118ZM149 133V132H148ZM152 133V135L153 134H158V133H153V132H151ZM150 133V134H151ZM188 133V134H187ZM208 133V132H207ZM216 133H214V134H216ZM228 133V132H227ZM230 133H231V129H230ZM236 133H238V131H236ZM236 133H233L235 136L237 135V136H239L240 135V133H238V134H236ZM73 134V133H72ZM71 134V135H72ZM128 134V133H127ZM204 135V137H201V138H199L198 140H199V142H202V140H203V138H204V140L205 139H207V134L204 132L203 133ZM206 134V135H205ZM246 134V133H245ZM14 135H15V139H16V143H15V146H14V142H12V138L14 137ZM66 135V136H65ZM74 135V134H73ZM99 135H100V138H102V136H101V134H99V132L94 136V141L92 140V143H93V145H95L96 144V141L95 140H99L100 138H98L99 137ZM115 135H117V134H115ZM121 135V134H120ZM121 135V136H122ZM188 135V136H187ZM189 135H191V137L189 136ZM226 135V137H223V136H225ZM241 135H244V134H242L241 133ZM13 136V137H12ZM75 136V135H74ZM123 136H126L125 134L123 135ZM122 136V137H123ZM159 136V137H160ZM185 136H187V137H185ZM206 136V137H205ZM217 136H218V133H217ZM230 136V135H229ZM228 136V137H229ZM247 136V135H246ZM249 136V135H248ZM250 136V137H251ZM257 136V137H256ZM66 137V139H64ZM115 137V136H114ZM154 135H153V137H151V138H153V139H151V141L152 142H154L153 140H154ZM157 137V136H156ZM161 137V138H162ZM242 137V136H241ZM241 137H240V139H241ZM75 138V137H74ZM78 138H80V137H78ZM93 138V137H92ZM103 138H104V140H106V138H107V140H108V137H104V135H103ZM111 138L113 139V136H111L110 137V140H109V142L111 141ZM127 138L129 139V135H127ZM164 138H165V136H164ZM164 138H162L161 140L163 141V139ZM210 138V137H209ZM218 138V137H217ZM237 138V140H238V137H236ZM81 139V138H80ZM87 139V138H86ZM125 139V138H124ZM123 139V140H124ZM150 138L148 137V141H150L149 140ZM165 139H167V138H165ZM211 139V138H210ZM229 139V138H228ZM227 139V140H228ZM246 139H247V137H246ZM82 140V139H81ZM104 140H102L103 141V143L104 144H108L109 142H107L106 143V141L104 142ZM117 140H121L120 139V137H119V139H117ZM126 140V139H125ZM209 140V139H208ZM237 140L235 141L236 142V144H238V142H237ZM248 140V139H247ZM13 141H15L14 139H13ZM74 141V140H73ZM76 141V140H75ZM88 141H90V139L88 140ZM193 141V142H194ZM230 141V140H229ZM242 141V140H241ZM241 141H239V142H241ZM250 141V140H249ZM253 141V140H252ZM79 142V141H78ZM77 142V143H78ZM94 142H95V144H94ZM98 142V146H99V143H101V146H102V142L99 140V141H97ZM112 142H114V141H112ZM123 142V141H122ZM152 142H148V143H152ZM164 142L166 143V141L164 140ZM207 142H209V141H207ZM214 142V141H213ZM213 142H210L211 144L213 143ZM222 142V141H221ZM231 142V141H230ZM232 144H234L235 142L232 140ZM12 143V144H11ZM71 143H72V141H71ZM90 143V142H89ZM155 143V142H154ZM154 143L152 144V146L155 148V146H154ZM162 144H164L163 142H161ZM167 143H168V141H167ZM166 143V144H167ZM203 143H204V141H203ZM219 143V142H218ZM224 143V142H223ZM264 142H262L260 145H262ZM73 144V143H72ZM75 144V143H74ZM159 144V143H158ZM174 143H173V145H175ZM175 145V146H179V144L178 145ZM199 144V143H198ZM209 144V143H208ZM210 144V145H211ZM222 144V143H221ZM69 145V144H68ZM67 145V148L68 147H70V148H72V146H68ZM89 145V147H90V144H88ZM87 145V146H88ZM183 145V146H184ZM214 145H216V144H214ZM219 145V144H218ZM225 145V144H224ZM223 145V146H224ZM228 145H229V143H228ZM78 146V145H77ZM104 146V145H103ZM161 146V145H160ZM198 146H200V145H198ZM95 147V146H94ZM180 147H181V145H180ZM214 147H216V146H214ZM219 147V146H218ZM222 147V146H221ZM229 147H230V145H229ZM239 147H241V143H240V146ZM73 148H74V146H73ZM96 148V147H95ZM94 148V149H95ZM99 148H100V146H99ZM149 148H151V147H149ZM222 148H224V147H222ZM225 148H226V146H225ZM228 148V147H227ZM261 148V147H260ZM97 150H96V154H98L97 153V151L99 150L98 148H96ZM172 149V148H171ZM183 149V150H184ZM198 150H199V147L197 148ZM214 149H216V148H214ZM231 149H232V147H231ZM242 149H243V142H242ZM59 150V149H58ZM61 150V151H62ZM213 150V149H212ZM226 150V149H225ZM236 150V149H235ZM238 150H240V148H238ZM61 151H59L60 152V154L59 155H61ZM101 151V150H100ZM56 152H57V150H56ZM56 152H54V153H56ZM105 152V151H104ZM218 152V151H217ZM235 152V151H234ZM62 153H64L65 154V152H62ZM94 153H95V151H94ZM221 154H223L222 152H220ZM238 153H240V151L238 152ZM197 154V153H196ZM216 154H218V153H216ZM216 154H214V155H216ZM237 154V153H236ZM235 154V155H236ZM95 155V154H94ZM186 156V155H184L185 156V158H182V159H185L184 160V165L187 163H185V161H188L189 159V156ZM192 156L194 155V154H191ZM219 155V154H218ZM62 156V155H61ZM61 156H59V157H61ZM96 156V155H95ZM183 156V157H184ZM192 156H190L191 157V159H192ZM198 156H199V153H198ZM205 156V155H204ZM217 156V155H216ZM220 156V155H219ZM58 157V158H59ZM98 157H103V156H100V153H99V156ZM200 157V156H199ZM215 158H217V157H215ZM236 158V157H235ZM102 159V158H101ZM187 159V160H186ZM202 159V158H201ZM104 160V159H103ZM103 160H101V161H103ZM235 160V159H234ZM240 160V159H239ZM105 161V160H104ZM181 161V160H180ZM182 162H183V160H182ZM204 162V161H203ZM238 162V161H237ZM109 163V162H108ZM194 163V162H193ZM201 163V162H200ZM236 163V162H235ZM190 164V162L189 163H187V165H189ZM201 164H203V163H201ZM240 164V163H239ZM60 165V164H59ZM157 165V164H156ZM187 165H185V166H187ZM199 165V164H198ZM197 165V166H198ZM183 165H181V167H182ZM193 166V165H192ZM195 166V165H194ZM193 166V167H194ZM203 166V165H202ZM239 166V165H238ZM97 167V166H96ZM100 167V166H99ZM193 167H190L189 168V174H190V172H191V169L193 168ZM199 167V166H198ZM105 168V167H104ZM183 168H184V166H183ZM238 168V167H237ZM61 169H63V168H61ZM196 169V168H195ZM58 170V169H57ZM104 170H106V169H104ZM179 170H182V168L181 169H179ZM186 170V169H185ZM185 170H182V171H184L185 172ZM55 171V170H54ZM61 171V170H60ZM106 172V171H105ZM187 172V173H188ZM204 172V171H203ZM58 173V172H57ZM60 173V172H59ZM58 173V174H59ZM61 174H63V172L61 173ZM102 174H104V173H102ZM188 174V175H189ZM23 175H29V177H30V179L29 178H23ZM101 175V174H100ZM106 175V174H105ZM60 176V175H59ZM40 177H43V178H40ZM52 177H54V176H52ZM55 177H58L57 175L55 176ZM54 177V179L52 178L51 180H56V178ZM107 177V176H106ZM187 177V176H186ZM192 177V176H191ZM110 178V177H109ZM179 178H182L181 176H179ZM193 178V177H192ZM202 178V177H201ZM27 179H29L28 181H27ZM48 179V180H49ZM102 179H103V177H102ZM112 179V178H111ZM110 179V180H111ZM188 179V178H187ZM9 180V179H8ZM44 180V181H43ZM49 181V183H51V182H54V181ZM107 180V179H106ZM188 181V180H187ZM189 181H190V179H189ZM7 182V181H6ZM5 182V183H6ZM13 182V181H12ZM13 182V183H14ZM9 183V182H8ZM11 183V182H10ZM24 183V185H27V183L25 184ZM42 183H40V184H42ZM55 183V182H54ZM33 184V183H32ZM31 183H30V186L32 185ZM2 185H4V183H2ZM11 185V184H10ZM29 185V184H28ZM1 186V185H0ZM34 186V185H33ZM45 186V185H44ZM44 186H43V188H44ZM46 186L48 187V185L46 184ZM51 186V185H50ZM56 185H54V187H55ZM2 187V186H1ZM28 187V186H27ZM35 187V186H34ZM42 187V186H41ZM201 187V186H200ZM17 188V187H16ZM49 188V187H48ZM193 188V187H192ZM8 189V188H7ZM18 189V190H17ZM16 190L17 191H19L20 192V190H19V188H17ZM29 189H30V187H29ZM51 189V188H50ZM53 189V188H52ZM144 189V188H143ZM142 189V190H143ZM238 189V188H237ZM31 190V189H30ZM42 190V189H41ZM44 190H46V189H44ZM49 190V189H48ZM56 190V189H55ZM253 190V189H252ZM251 190V191H252ZM262 190V189H261ZM1 191H4L3 190V188H2V190ZM51 191H53V190H50V192ZM244 191V190H243ZM263 191V190H262ZM16 192V191H15ZM28 192V191H27ZM44 192V191H43ZM47 192V191H46ZM49 192V193H50ZM54 192V191H53ZM145 192V191H144ZM143 192V194H145V193H147V192H145L144 193ZM253 192V191H252ZM252 192H251V194H252ZM21 193V192H20ZM30 193V195L32 194L33 195V193H34V188H33V193L30 191L29 192ZM59 193V192H58ZM109 193V192H108ZM158 193V192H157ZM160 193V192H159ZM238 193V192H237ZM1 194H5L6 195V193L4 192V193H1ZM11 194H13V192L12 193H10V196H12ZM15 194V193H14ZM17 194V193H16ZM148 194V193H147ZM156 194V193H155ZM249 194H250V191H249ZM38 195V194H37ZM56 194H54V196H55ZM146 195V194H145ZM160 195V194H159ZM244 195H245V192H244ZM243 195V196H244ZM253 195V194H252ZM2 196V195H1ZM0 196V197H1ZM14 196H16V195H14ZM36 196V195H35ZM47 196V195H46ZM54 196H51V194H50V199H51V201H52V198L54 197ZM60 196V195H59ZM142 196V195H141ZM147 196V195H146ZM149 196V195H148ZM158 196V195H157ZM249 196V195H248ZM248 196H244V198L246 197H248ZM7 197V196H6ZM20 197H24L25 198V196L24 195H22V196H20ZM40 197V196H39ZM49 197V196H48ZM56 197V196H55ZM250 197V196H249ZM13 198V197H12ZM15 198V197H14ZM18 199H19V197H17ZM22 198H21V200H22ZM24 198H23V201H24ZM32 198H34V197H32ZM36 198V197H35ZM78 199H81V198H79V197H77ZM135 198V197H134ZM134 198H132V201H134L135 202V200L136 199H134ZM145 198V197H144ZM158 198V197H157ZM160 198V197H159ZM158 198V199H159ZM243 198V197H242ZM3 199H5V198H3ZM41 199V198H40ZM59 199V198H58ZM61 199V198H60ZM65 199V198H64ZM127 199V198H126ZM134 199V200H133ZM143 199V198H142ZM157 199V200H158ZM161 199H162V197H161ZM164 199H166V198H164ZM241 199V198H240ZM17 200V199H16ZM26 200V199H25ZM33 200V199H32ZM31 200V201H32ZM37 200V199H36ZM82 201H78V203H77V201L75 202V199H73V200H71V202L73 203V204H75V203H77L76 205H73L72 203H69V205H68V203H67V201H66V205H67V207H75V206H79V207H81V206H84V204L86 203V199H81ZM124 200V199H123ZM160 200V199H159ZM167 200V199H166ZM235 200H236V198H235ZM245 200V199H244ZM30 201V202H31ZM33 201H35V200H33ZM39 201V200H38ZM55 201L57 202V200L55 199ZM69 201V200H68ZM75 203H74V202ZM89 201V202H88ZM88 201H87V205H88V207H87V210H88V208H89V211H90V209H91V212L90 213H92L93 211V209L95 210V208L94 207H91V206H93L94 204H93V198H91V199H88ZM90 201L92 202V205L91 206H89V203H90ZM164 201V200H163ZM162 200H160V202H163ZM239 201V200H238ZM2 202V201H1ZM0 202V203H1ZM15 202H17V201H15ZM18 202H20V201H18ZM29 202V201H28ZM79 202H81V204L79 203ZM130 202H131V199H130ZM133 202V203H134ZM159 202V203H160ZM237 202V201H236ZM236 202H234L233 204H236ZM242 202H244V201H242ZM245 202H246V200H245ZM23 204L22 205H24V202H22ZM65 203V202H64ZM63 203V204H64ZM158 203V205H159V207H161L160 205L162 204H159ZM164 203V202H163ZM168 203V202H167ZM72 204V205H71ZM83 204V205H82ZM131 204V203H130ZM138 204H139V202H138ZM170 204V203H169ZM168 204V205H169ZM237 204H238V202H237ZM240 204H242V203H240L239 202V205ZM245 204V203H244ZM33 206H34V203L32 204ZM37 205V204H36ZM86 205V204H85ZM136 205H137V203H136ZM144 205V204H143ZM163 205V204H162ZM238 205V206H239ZM246 205V204H245ZM254 205V204H253ZM17 206H20L19 208H21V204L20 205H18L17 204ZM32 206V207H33ZM64 206H65V204H64ZM96 206V205H95ZM133 206V205H132ZM131 206V207H132ZM140 206H142L141 204L139 205V207ZM165 206V205H164ZM237 206V205H236ZM235 206V207H236ZM67 207L66 208H64V209H66L67 210ZM130 207V208H131ZM137 207V206H136ZM182 207V206H181ZM249 207H251V205L249 206ZM24 208H25V205H24ZM29 208V207H28ZM73 208H72V210H73ZM97 208V207H96ZM173 208V207H172ZM237 208V207H236ZM252 208H254L253 206H252ZM26 209V208H25ZM134 210H135V208H133ZM136 209H138V208H136ZM140 209V208H139ZM138 209V210H139ZM143 209H146V208H144L143 207ZM143 209H140V210H143ZM167 209V208H166ZM174 209V208H173ZM179 209V208H178ZM235 209V208H234ZM30 210H32V209H30ZM35 210H36V208H35ZM51 210H53V209H51ZM71 210V209H70ZM70 210H68V212L69 213H67L69 216H70V214H75L76 216H73L72 217V215H71V217L69 218V219H81V220H83L85 217H83L85 214H84V212L86 213L87 211H86V208L85 209H83L84 210V212H83V210L81 209V211H80V209H79V211H78V209L77 210H73L74 212L73 213H71L70 212ZM97 210V209H96ZM95 210V211H96ZM140 210L139 211H137V212H134V216H136L137 214H139V215H137V217L138 216H140L141 215V217H142V212H143V214L146 212L145 210H143V211H141V213H138V212H140ZM147 211H148V209H146ZM250 210L251 211H253L251 208H250ZM256 210V209H255ZM254 210V211H255ZM12 211V210H11ZM29 211V210H28ZM94 211V212H95ZM136 211V210H135ZM172 211V210H171ZM236 211V210H235ZM18 212V214H21V213H19V211H17ZM43 212V211H42ZM55 212V211H54ZM76 212V213H75ZM77 212H78V214H77ZM94 212L92 213V215L94 214ZM1 213H3V212H1ZM7 213V212H6ZM15 213V212H14ZM13 213V214H14ZM29 213V212H28ZM51 213V212H50ZM64 213H65V211H64ZM63 213V214H64ZM65 213V214H66ZM80 213H82V214H84V215H80ZM90 213H88V214H90ZM135 213H136V215H135ZM148 213H151V214H149L150 216L152 215V217H153V215H154V211H148ZM159 213V212H158ZM161 213V212H160ZM170 213V212H169ZM180 213V212H179ZM229 213V212H228ZM231 213V212H230ZM237 213V212H236ZM235 213V214H236ZM5 214V213H4ZM8 214H10V213H7L6 215L8 216ZM12 214V213H11ZM17 214V215H18ZM26 214V213H25ZM25 214L23 215H18V216H24L25 217ZM53 214V213H52ZM66 214V215H67ZM162 214V213H161ZM161 214H159V216L161 215ZM26 215H28V214H26ZM38 215V214H37ZM67 215V216H68ZM92 215L91 216H89V217H92ZM96 215V214H95ZM145 215V214H144ZM178 215V214H177ZM184 215V214H183ZM195 215V214H194ZM230 215H232V213L230 214ZM229 214H228V216H230ZM233 215H234V212H233ZM0 216H2L0 219H3V218H5L6 216H4L3 214L2 215H0ZM18 216H17V218H18ZM32 216H34V215H32ZM36 216V215H35ZM47 216V215H46ZM46 216H45V218H46ZM86 216V215H85ZM162 216V215H161ZM160 216V217H161ZM236 215H234L233 217L234 218H236L235 217ZM16 216H14V220L15 219H17V218H15ZM23 217V218H24ZM28 219H31V215H29V216H26ZM42 217V216H41ZM41 217H39L38 219H40ZM51 217V216H50ZM64 217V216H63ZM75 217V218H74ZM89 217H86L85 219H87V218H89ZM136 217V218H137ZM143 217H145V216H143ZM154 217H155V215H154ZM162 217H164V216H162ZM162 217H161V219H162ZM196 217V216H195ZM198 217V216H197ZM197 217H196V219H197ZM230 217H232V216H230ZM229 217V218H230ZM249 217V216H248ZM252 217V216H251ZM250 217V218H251ZM8 218V217H7ZM9 218H11L10 216H9ZM8 218V219H9ZM21 218V217H20ZM27 218H25V219H27ZM37 218V217H36ZM58 218V217H57ZM135 218V217H134ZM139 218V217H138ZM137 218V219H138ZM147 218V217H146ZM145 218V219H146ZM148 218H150L149 216H148ZM181 218V217H180ZM201 218H203V216L201 217ZM233 218V219H234ZM239 218V217H238ZM254 218V217H253ZM6 219V218H5ZM33 219V218H32ZM43 219V218H42ZM52 219V218H51ZM141 219V218H140ZM174 219V218H173ZM183 219H184V217H183ZM186 219V218H185ZM190 219V218H189ZM192 219V218H191ZM198 219H200L199 217H198ZM240 219V218H239ZM254 219H256V218H254ZM19 221H20V219H18ZM142 220H143V218H142ZM147 220V219H146ZM145 220V221H146ZM152 220H153V218H152ZM154 220H155V218H154ZM158 220V219H157ZM164 220V219H163ZM195 220V219H194ZM74 221V220H73ZM72 220H71V222H73ZM11 222V221H10ZM16 222H17V220H16ZM50 222V221H49ZM75 222H77V221H75ZM81 222V221H80ZM83 222V221H82ZM136 222V221H135ZM157 222V221H156ZM161 222V221H160ZM13 223V222H12ZM17 223H20V222H17ZM16 223V224H17ZM50 223H52V222H50ZM145 223V222H144ZM148 223H150V221L148 222ZM153 223H154V221H153ZM164 223V222H163ZM5 224V223H4ZM3 223H2V225L1 226H3L4 225ZM40 224V223H39ZM42 224V223H41ZM81 224V223H80ZM88 224H89V222H88ZM140 224V223H139ZM155 224V223H154ZM8 225V224H7ZM53 226H54V224H52ZM79 225V224H78ZM78 225L76 226V227H78ZM82 225H83V223H82ZM85 225V224H84ZM137 225V224H136ZM156 225V224H155ZM154 225V226H155ZM163 225H165V224H163ZM195 225V224H194ZM202 225V224H201ZM201 225H199V226H201ZM16 226V225H15ZM17 226L20 228L21 226H20V224H17ZM33 226V225H32ZM49 226V225H48ZM55 226H57V225H55ZM55 226H54V229L56 230V229H58L57 227L55 228ZM88 226V225H87ZM153 226V225H152ZM158 226V225H157ZM196 226V225H195ZM10 227H12V226H10ZM16 228V229H18L19 230V232H23L22 230L20 231V229L22 228ZM35 227V226H34ZM49 227H52V226H49ZM75 227V228H76ZM82 227V226H81ZM151 227V226H150ZM189 227V226H188ZM192 227H194V226H192ZM1 228V227H0ZM3 228H5V227H2V230L4 231V229ZM25 228V227H24ZM28 228H30V227H28ZM27 228V229H28ZM73 228V227H72ZM83 228H85V227H83ZM87 228V227H86ZM149 228V227H148ZM159 228V227H158ZM163 228V227H162ZM165 228V227H164ZM175 228V227H174ZM23 229V228H22ZM31 229V228H30ZM36 229H37V225H36ZM40 229V228H39ZM47 229H48V227H47ZM77 229V228H76ZM80 229V228H79ZM88 229V228H87ZM86 229V230H87ZM144 229V228H143ZM146 229H147V227H146ZM145 229V230H146ZM152 229V228H151ZM154 229V228H153ZM17 230V231H18ZM26 230V229H25ZM49 231H50V229H48ZM48 230H45V229H43V231L44 232H46V231H48ZM54 230V231H55ZM78 230V229H77ZM77 230H76V232H77ZM82 230V229H81ZM148 230V229H147ZM157 230V229H156ZM170 230H172V229H170ZM200 230H203V229H200ZM32 231V230H31ZM52 231V230H51ZM155 231V230H154ZM163 231V230H162ZM176 231V230H175ZM178 231V230H177ZM184 231V230H183ZM5 232H6V230H5ZM9 231H7L6 233H8ZM26 232V231H25ZM36 232V230H34V233ZM42 231H40L38 234L40 235L39 236V238H37V239H42V237H43V239L42 240H47L46 238H48V237H46V235H45V238H44V235L43 236H41V233ZM55 232H61V231H55ZM55 232H53L55 235H56V233ZM64 232V231H63ZM75 232V231H74ZM75 232V233H76ZM81 232V231H80ZM88 232V231H87ZM143 232V231H142ZM165 232H166V230H165ZM188 232V231H187ZM189 232H191V231H189ZM201 232V231H200ZM11 233H14V232H10V234ZM43 233V232H42ZM79 233V232H78ZM82 233V232H81ZM89 233V232H88ZM178 233V232H177ZM176 233V235H179V234H177ZM180 233V232H179ZM193 233V232H192ZM191 233V234H192ZM15 234V233H14ZM14 234H12V236H14ZM18 234H22V236L21 237H23V233H18ZM36 234H37V232H36ZM36 234H33V235H36ZM51 234V233H50ZM53 234V235H54ZM60 234V233H59ZM61 234H62V232H61ZM66 233H64L63 235H65ZM70 234H72V233H70ZM77 234V233H76ZM85 234V233H84ZM83 234V235H84ZM147 234V233H146ZM150 234H152V233H150ZM173 234V233H172ZM182 234H183V232H182ZM190 234V235H191ZM202 234H203V232H202ZM54 235V236H55ZM81 234L79 233V236H80ZM88 235V234H87ZM158 235V234H157ZM175 235V234H174ZM11 236V237H12ZM18 236V235H17ZM37 236V235H36ZM35 236V237H36ZM48 236H49V234H48ZM51 236H52V234H51ZM51 236H49L50 237V239H51ZM54 236H52L53 238H54ZM67 236H68V234H67ZM71 236H73V235H71ZM92 236V235H91ZM117 236V235H116ZM146 236V235H145ZM145 236H144V234H143V237L145 238ZM183 236V235H182ZM197 236V235H196ZM200 235H198V237H199ZM203 236V235H202ZM19 237V236H18ZM24 237H25V235H24ZM57 237H59V236H57ZM74 237H75V235H74ZM73 237V238H74ZM110 237V236H109ZM137 237V236H136ZM138 237H140V235L138 236ZM150 237V236H149ZM189 237V236H188ZM2 238V237H1ZM13 238V237H12ZM12 238L10 239V240H12ZM26 238V237H25ZM30 238V237H29ZM29 238H26V240H28ZM33 238H34V236H33ZM53 238H52V240H53ZM83 238V237H82ZM135 238V237H134ZM142 238V237H141ZM148 238V237H147ZM146 238V240H148ZM151 238V237H150ZM176 238V237H175ZM190 238V237H189ZM13 239H16V237H14ZM23 239V238H22ZM49 239V238H48ZM49 239V240H50ZM59 239H60V237H59ZM62 239H64L63 237H62ZM67 239H68V237H67ZM70 239V238H69ZM77 239L79 240V238L77 237ZM81 239V238H80ZM88 239V238H87ZM115 239V238H114ZM136 239V238H135ZM162 239V238H161ZM178 239V238H177ZM3 239H1V241H2ZM10 240H8V243L10 244L11 242H10ZM35 240V239H34ZM48 240V241H49ZM83 240H86V238L85 239H83ZM82 239L80 240V241H83ZM94 240V239H93ZM92 240V241H93ZM105 240H107V239H105ZM104 240V241H105ZM127 240V239H126ZM130 240V239H129ZM128 240V241H129ZM132 240V239H131ZM182 240V239H181ZM187 240H189V239H187ZM192 240V239H191ZM191 240H189V242L191 241ZM14 241V240H13ZM22 241V240H21ZM20 241V242H21ZM55 241H58V242H60L59 240H58V238H57V240H55ZM54 241V243H56V245H57V242H55ZM63 241V240H62ZM95 241H98L97 240V238H95ZM125 241V240H124ZM158 241V240H157ZM203 241V240H202ZM201 241V243H203ZM27 242V241H26ZM29 242V241H28ZM35 242H37V240H35ZM72 243H73V240L71 241ZM71 242L69 241L68 243H70L71 244ZM75 242V241H74ZM84 242V241H83ZM103 242V241H102ZM126 242V241H125ZM125 242H123V243H125ZM162 242V241H161ZM168 242V241H167ZM195 242H196V240H195ZM223 242V241H222ZM16 243H19V241L18 242H15V245H16ZM38 243H39V241H38ZM42 243V242H41ZM45 243V242H44ZM47 243V242H46ZM49 243H50V241H49ZM48 243V244H49ZM61 243V242H60ZM75 243H77V241L75 242ZM80 243V242H79ZM79 243H77L78 244V246H79ZM86 243V241L83 243V245ZM121 243V242H120ZM128 243V242H127ZM150 243H152V241L150 242ZM149 243V244H150ZM154 243V242H153ZM179 243V242H178ZM29 244H31L30 242H29ZM53 244V243H52ZM66 244V243H65ZM64 244V245H65ZM69 244V245H70ZM82 244V243H81ZM81 244H80V246H81ZM95 244H97V242H95ZM118 244H119V242H118ZM118 244L116 245V246H118ZM129 244V243H128ZM130 244H131V242H130ZM144 244V243H143ZM21 245V244H20ZM20 245L18 244V247L19 248H17V246H14V247H16L15 249H17V252L20 254V252L19 251H22L21 249H23V255L25 256L26 255V253L24 252V250H27V249H24L23 247L21 248L20 247ZM22 245H23V241H22ZM32 245V244H31ZM29 246L30 248H31V251L34 249L35 250V246ZM34 245V244H33ZM36 245V244H35ZM51 245V244H50ZM50 245H47V246H50ZM56 245L54 246V248L56 247ZM58 245H59V243H58ZM57 245V246H58ZM62 245V244H61ZM64 245H62V247L64 246ZM72 245V244H71ZM75 245V244H74ZM124 245H126V243L124 244ZM123 245V246H124ZM202 245V244H201ZM44 246V245H43ZM85 246V245H84ZM113 246V245H112ZM128 246V245H127ZM151 246H153V245H151ZM160 247H161V245H159ZM181 246V245H180ZM25 247V246H24ZM32 247H33V249H32ZM42 247V246H41ZM61 247V248H62ZM64 247H66L67 248V245H65ZM82 247V246H81ZM81 247H78V248H80L81 249ZM114 247V246H113ZM112 247V248H113ZM163 247V246H162ZM30 248H28V250L30 249ZM36 248H37V246H36ZM48 248L49 247H47V250H48ZM53 248V251L54 250H56L57 248H55L54 249ZM59 248H60V246H59ZM65 248V250H68L69 251V249H66ZM70 248V247H69ZM73 248H74V246H73ZM73 248H72V250H73ZM84 248V247H83ZM111 248V249H112ZM117 248V247H116ZM198 248V247H197ZM200 248V247H199ZM14 249V250H15ZM20 249V250H19ZM38 249H40V247L38 248ZM42 249H43V247H42ZM77 249V248H76ZM105 249V247L103 248V250ZM109 249H110V247H109ZM163 249V248H162ZM196 249V248H195ZM221 249H222V247H221ZM13 250V249H12ZM19 250V251H18ZM37 250V249H36ZM44 250H46V249H44ZM100 251L102 250L101 248L99 249ZM106 250H107V248H106ZM127 250V249H126ZM184 250V249H183ZM197 251L199 250V249H196ZM16 251V250H15ZM41 251V250H40ZM63 251V250H62ZM71 251V250H70ZM80 250H76L75 251V253L76 252H79ZM97 251V250H96ZM110 251V250H109ZM120 251V250H119ZM118 251V252H119ZM145 251V250H144ZM146 251H147V249H146ZM150 251V250H149ZM167 251V250H166ZM169 251V250H168ZM29 252H30V250H29ZM35 252V251H34ZM38 252V250L35 252V254ZM50 252V251H49ZM94 252V253H93ZM151 252V251H150ZM185 252H186V250H185ZM201 252V251H200ZM228 252V251H227ZM230 252V251H229ZM16 253V252H15ZM42 253V252H41ZM40 253V254H41ZM46 253H48V252H46ZM51 253V252H50ZM65 253V252H64ZM63 253V254H64ZM69 253V252H68ZM67 253V254H68ZM73 253V252H72ZM89 253H93V255H89V259H91V258H94L95 256V254H96V252L94 251V250H92L91 252H89ZM89 253H87V254H89ZM105 253V252H104ZM152 253V252H151ZM151 253H149L148 252V254H151ZM160 253H161V251H160ZM165 253V252H164ZM169 253H170V251H169ZM202 253V252H201ZM206 253V252H205ZM17 254V253H16ZM22 254H20V260H21V257L23 256ZM32 254V253H31ZM53 254V253H52ZM55 254H57V252L55 253ZM74 254V253H73ZM86 254V256L84 257V256H82L81 258H80V260H83V258L85 259L88 255ZM146 255H145V257L147 256V257H149L148 255H147V252L145 253ZM171 254V253H170ZM169 254V255H170ZM197 254V253H196ZM224 254V253H223ZM22 255V256H21ZM29 254H27V256H28ZM38 255V254H37ZM42 255V254H41ZM44 255V254H43ZM42 255V256H43ZM107 255V254H106ZM112 255V254H111ZM117 255V254H116ZM154 254L152 253V255H151V260L152 259H155V257L153 256ZM159 255V254H158ZM178 254H176L175 256H177ZM189 255V254H188ZM187 255V256H188ZM202 255H204V253H202L201 255H200V258H201V256ZM18 256V255H17ZM24 256L22 257V259H24ZM26 256V257H27ZM33 256H35V255H33ZM48 256H50L51 257V255H48ZM91 256H94V257H91ZM99 256V255H98ZM152 256L154 257V258H152ZM165 256V255H164ZM163 256V257H164ZM171 256V255H170ZM185 256V255H184ZM186 256V257H187ZM197 256V255H196ZM209 256V255H208ZM15 257H16V255H15ZM31 256L29 255L27 258H30ZM37 257V256H36ZM41 257V256H40ZM44 257V256H43ZM46 257V256H45ZM55 257H57L56 255H55ZM116 257V256H115ZM118 257V256H117ZM141 257V256H140ZM144 256L143 257H141L142 259H144L145 258ZM198 258H199V256H197ZM197 257H196V259H197ZM204 257V256H203ZM203 257L201 258V260L200 261H198V262H200V263H202V261H203ZM210 257V256H209ZM34 258V257H33ZM42 258V257H41ZM41 258H39V259H37V260H34L33 259V261L34 262H36V263H34V264H37V261H39L38 262V264L41 262ZM49 258V257H48ZM97 258V257H96ZM140 258V259H141ZM159 258V257H158ZM168 258L170 259V257L168 256ZM185 258V257H184ZM18 259V260H19ZM44 259V258H43ZM42 259V260H43ZM46 260H48L47 258H45ZM44 259V260H45ZM79 259V258H78ZM87 259V258H86ZM95 259V258H94ZM161 259V256H160V258H159V260ZM165 259H167V258H165ZM194 259H195V257H192V259L190 260V262H189V264H192V261H193V263H194ZM17 260V261H18ZM27 261H28V259H26ZM30 260V259H29ZM53 260H54V258H53ZM56 260V259H55ZM54 260V261H55ZM80 260H76V262H74V264H79L80 262ZM146 260V259H145ZM145 260H143V261H145ZM22 261V260H21ZM20 261V262H21ZM30 261H32V258H31V260ZM50 261V260H49ZM48 261V262H49ZM87 261H89V260H87ZM91 261H93V259L92 260H90V262ZM117 261V260H116ZM115 261V262H116ZM138 261V260H137ZM167 260H165V263L167 264V262L168 261H170V260H168L167 262H166ZM175 261H176V257H175ZM183 261V260H182ZM79 262V263H78ZM82 262V261H81ZM89 262V263H90ZM141 263H142V261H140ZM154 262V261H153ZM156 262V264H157V261H155ZM155 262H154V264H155ZM195 262H196V260H195ZM197 262V263H198ZM18 263H19V261H18ZM23 262H21L20 264H22ZM30 262H28V263H26V264H29ZM43 263V262H42ZM143 263H146V261L145 262H143ZM142 263V264H143ZM164 263V264H165ZM171 263H173V262H171ZM200 263H198V264H200ZM203 263H204V261H203ZM202 263V264H203ZM24 264H25V262H24ZM30 264H32V262L30 263ZM45 264V263H44ZM50 264V263H49ZM73 264V263H72ZM118 264V263H117ZM168 264H169V262H168ZM180 264V263H179Z\"/></svg>", "mask_w": 264, "mask_h": 264}, {"label": "crops", "instance_id": "3", "mask_svg": "<svg viewBox=\"0 0 264 264\" xmlns=\"http://www.w3.org/2000/svg\"><path fill=\"white\" fill-rule=\"evenodd\" d=\"M24 1V0H23ZM23 1H21V0H0V46H3V47H8L9 49L11 48L12 50H15V48H18V47H26V48H31L32 46H34V44H35V40H36V30H35V27H34V25H32V23L33 24H35V26H36V23H35V20H36V16L34 17L35 18V20L33 21V19L32 18H29V17H31V16H24V18H26L27 19V23H30L31 24V28L29 27V28H27V27H20V28H18L19 26H17V24H18V22H16L15 24H16V26H15V24L14 25H12V23H14V22H12V20H11V18L9 19V20H7L8 19V17L10 16L9 15V11H12V12H16V10L18 11V9H20L18 12L20 13V11L21 10H24V8L25 7H23V9H22V6H18L17 4H19V5H26L27 7H29L30 8V10L32 9L31 7H32V5H31V3L30 2H32V1H34V0H29V1H27V0H25V1H27L28 3L26 4V3H22ZM86 0H47L46 1V6H45V8H46V11H48V16L47 17H49V23L52 25V27L54 28V27H56L59 23H61V24H68V22H70V23H72V21L74 20L75 21V19L79 22L78 24H76L77 26L78 25H80L81 27H83V28H85L86 27V29H88L90 32H92L93 30H94V25L96 24L95 22H96V20L94 21V18H92V17H90V15L88 14V12H87V10H86V8H87V6H86V2H85ZM116 1V0H115ZM118 1H120V0H118ZM122 1V0H121ZM255 1H258V0H254L253 1V5H254V2ZM259 1H260V3H259ZM258 2H256L255 3V6H253V7H257V6H259L260 4V6H261V8L262 9H260V7H258L260 10H258L257 12H256V10L254 11L253 10V12H254V16H256L258 13H259V15L263 12L264 13V0H259ZM10 2V3H9ZM15 2V4H16V2H17V4L15 5V4H13ZM8 3V4H7ZM32 4H35V1H34V3L32 2ZM6 5V6H5ZM29 5V6H28ZM31 5V6H30ZM11 6V8H9ZM16 6H17V9H16ZM35 6H36V4H35ZM19 7V8H18ZM33 7H34V5H33ZM11 9V10H10ZM13 9L15 10V11H13ZM113 9H115V8H113L112 7V10ZM27 10V9H26ZM25 10V11H26ZM29 10V9H28ZM29 10V11H30ZM35 10H37V8L35 9L34 8V10H32V11H35ZM261 10H262V12H261ZM24 11V13H26ZM89 11V10H88ZM113 11H116V10H113ZM7 12V13H6ZM11 12V13H12ZM17 12V13H18ZM22 12L23 11H21V13H20V15L19 16H22ZM37 12V11H36ZM261 12V13H260ZM18 13V14H19ZM27 13H28V11H27ZM257 13V14H256ZM16 13H14V14H12V15H15ZM18 14H16L17 15V17H16V15H15V19H17V20H14L13 18V21H20L21 19L18 17ZM31 14H34V13H31ZM36 14V13H35ZM46 14V13H45ZM30 15V14H29ZM57 15H61V19L60 20H58L57 21ZM99 15V14H98ZM97 15V16H98ZM107 15V14H106ZM258 15V16H259ZM264 14H262V15H260V17H258V16H256L255 17V19L257 20H255L256 21V24L260 21V22H262V23H258L257 25H259V24H263V27H264V16H263ZM22 16V17H23ZM93 16V15H92ZM262 16V17H261ZM11 17V16H10ZM13 17V16H12ZM33 17V16H32ZM65 17V18H64ZM99 17V16H98ZM258 17V18H257ZM24 18L21 20V21H23L24 22ZM221 18H224L223 17V14H222V16H221ZM259 18H260V20H259ZM25 19V20H26ZM28 19H31V21H28ZM95 19H98L96 16H95ZM61 21V22H60ZM10 22H12V23H10ZM22 22V23H23ZM26 22V21H25ZM57 22V23H56ZM63 22V23H62ZM20 24H21V22H19ZM56 23V24H55ZM77 23V22H76ZM24 24V26H26V23H23ZM55 24V25H54ZM19 25V24H18ZM256 25V26H257ZM23 26V25H22ZM29 26V25H28ZM61 26V25H60ZM62 27V26H61ZM259 28H261L260 26H258ZM257 27V28H258ZM263 27H262V30L264 31V29H263ZM27 30H26V29ZM52 28V29H53ZM51 29V30H52ZM22 30H23V32H24V30H26V33H22ZM31 30V32H32V30H33V32L32 33H30V32H28V31H30ZM53 30H55V28L53 29ZM52 30V31H53ZM12 31H14L15 33H20L17 37H21V38H16L15 36H16V34H14V32H12ZM12 32V33H11ZM260 32V31H259ZM261 33H263V35H264V32H261ZM13 34V35H12ZM31 34V35H30ZM34 34V35H33ZM31 36V38L30 39H27V38H29L28 36ZM261 36L260 37V40H259V44H258V50H257V48H256V53H258L257 55L255 54L254 56H256L257 57V59H259V60H257L256 58L254 59L255 61H257V62H254L253 61V65H254V67L252 68V70L254 69V72L256 71V73H254V76H255V74H256V76H255V78H257V79H259L260 81H261V77H262V75H263V73H264V36ZM15 37V38H14ZM17 39H20L21 41H27V43L26 42H24V43H22L24 46H22V44H21V46H20V44H19V40H17ZM25 39V40H24ZM263 39V40H262ZM19 41V42H18ZM5 43V46H4V44L2 45V43ZM263 42V43H262ZM21 43V42H20ZM28 44V46H26ZM260 47H261V50H260ZM261 52H263V53H261ZM259 55V56H258ZM260 58H262V60L260 59ZM258 61H260L259 62V65H257V67H255L256 65H255V63H257L258 64ZM260 68V69H259ZM256 69V70H255ZM262 69V70H261ZM262 82H264V80H262Z\"/></svg>", "mask_w": 264, "mask_h": 264}]
</instances>
